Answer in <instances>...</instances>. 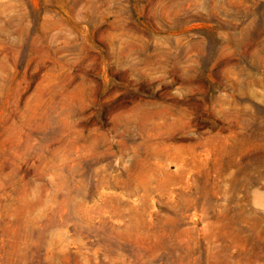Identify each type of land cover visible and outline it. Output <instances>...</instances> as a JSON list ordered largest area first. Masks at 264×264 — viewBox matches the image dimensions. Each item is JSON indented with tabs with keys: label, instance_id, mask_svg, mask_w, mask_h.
<instances>
[{
	"label": "rangeland",
	"instance_id": "374dc122",
	"mask_svg": "<svg viewBox=\"0 0 264 264\" xmlns=\"http://www.w3.org/2000/svg\"><path fill=\"white\" fill-rule=\"evenodd\" d=\"M0 264H264V0H0Z\"/></svg>",
	"mask_w": 264,
	"mask_h": 264
}]
</instances>
